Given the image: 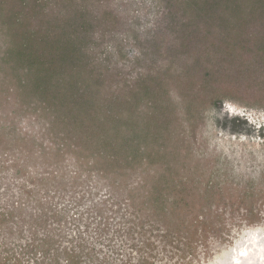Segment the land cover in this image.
Wrapping results in <instances>:
<instances>
[{"label": "rangeland", "instance_id": "1", "mask_svg": "<svg viewBox=\"0 0 264 264\" xmlns=\"http://www.w3.org/2000/svg\"><path fill=\"white\" fill-rule=\"evenodd\" d=\"M21 1L0 0V264H208L264 224V129L212 112L225 98L264 110V0ZM22 8L52 41L91 44L100 98L164 84L169 100L124 102L128 122L103 130L101 112L54 128L31 105L51 96L5 60Z\"/></svg>", "mask_w": 264, "mask_h": 264}, {"label": "trees", "instance_id": "2", "mask_svg": "<svg viewBox=\"0 0 264 264\" xmlns=\"http://www.w3.org/2000/svg\"><path fill=\"white\" fill-rule=\"evenodd\" d=\"M23 1L25 0L20 2L22 6ZM26 1L29 2L28 6L31 5V8L34 5L33 8L40 10L46 8V4L49 2V0ZM28 15L29 13L22 8L18 10L17 14L9 17V29L16 34L15 38L20 37L21 40L10 43L5 52V60L10 65L8 69L17 75L25 74L29 80L25 81L27 84L24 81L19 83V86L25 92L33 91L34 88L35 90L44 89L48 98L51 96L48 102L47 100L43 102L40 99L31 105L35 113L42 109L41 113L46 119H50L49 124L54 128L65 127L66 123L71 122L74 125L77 122L86 125L87 122L91 121V115L101 112L105 117L98 119L97 125H100L103 130V125L108 121L113 120V123L128 122L127 114L124 112V102L128 105V103L131 104L132 99L133 101L134 99L137 101L146 99L151 101L154 108L162 109L163 104L169 100L167 98L164 99L165 93H167L164 84L160 85L158 91H154L148 84H145L140 88V91L131 96V100H127V94L125 93L124 102L118 100L120 97H117L115 101L100 98L93 87H100L102 85L101 80L100 78H95L94 71L91 70L93 64H88L86 59V54L92 50L91 44L88 41H67L66 39L62 41L59 37L52 41L46 36L45 30L41 28L42 23H39L37 27L31 28V24L27 23L26 17ZM3 18V15H0V20ZM80 18L82 19L83 16ZM84 24V21H82L79 24V28H73L71 32L73 39H78L87 32ZM64 33L65 31L63 30L61 35ZM57 69L66 70L70 73L55 76ZM33 77L36 79L35 81H33ZM162 100L165 102L163 103ZM27 106L24 104L22 108L27 111ZM155 220L157 221V218L151 214L149 219L141 223L140 229L145 230L147 225L153 221L155 222ZM46 244L43 243V245L38 247L30 245L29 247L33 248L30 251V255L37 254L39 251L36 252L35 250L41 247L46 248Z\"/></svg>", "mask_w": 264, "mask_h": 264}, {"label": "clouds", "instance_id": "3", "mask_svg": "<svg viewBox=\"0 0 264 264\" xmlns=\"http://www.w3.org/2000/svg\"><path fill=\"white\" fill-rule=\"evenodd\" d=\"M212 112L218 114L220 119H223L225 114L229 119L233 117L246 119L249 126L254 127L256 134L260 129H264V110L241 111L235 101L225 98L223 109L217 113V110L212 108ZM249 117L251 118L249 119ZM237 135L241 140L253 137L246 133H240L234 134L233 139ZM208 264H264V224H253L242 228L230 245L221 248L219 252L209 258Z\"/></svg>", "mask_w": 264, "mask_h": 264}]
</instances>
